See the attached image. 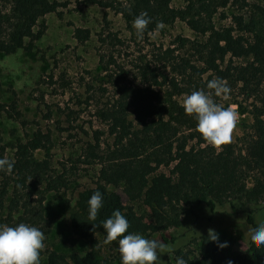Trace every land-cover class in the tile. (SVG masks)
<instances>
[{
    "label": "trees",
    "instance_id": "obj_1",
    "mask_svg": "<svg viewBox=\"0 0 264 264\" xmlns=\"http://www.w3.org/2000/svg\"><path fill=\"white\" fill-rule=\"evenodd\" d=\"M84 1L120 14L127 23L147 13L152 22L145 36L179 20L195 38L177 36V48L150 44L151 50L132 68L133 80H128V74L121 75L123 67L112 53L99 55V71L114 89V96L96 107L94 117L105 125L111 142L102 143L104 132L96 130L85 143L77 162L87 167L98 165L97 177L93 187L78 192L69 212L72 243L83 241L87 248L67 256L49 251L45 264H101L97 236L105 239L102 222L115 210L128 220L129 232L143 236L157 233L158 240L187 264H264V247L256 246L249 237L242 253L235 251L233 239L223 234H218L216 242L209 240V233L194 236L199 241L198 254L190 257L180 254L176 243L183 229L180 216L188 213L197 217L196 207L215 214L218 208L228 205L233 214L244 212L249 228L264 219V0H185L182 9L171 8L170 0ZM9 2L8 15L0 7V55L17 50L31 52L44 32L39 20L65 6L51 0ZM228 4L235 6L237 13L231 16L229 25L216 28L213 17ZM90 34L86 28L73 30L78 45L88 41ZM99 42L113 47L124 43L107 28ZM233 59L242 62L235 64ZM217 77L251 101L250 131L238 151L231 142L220 147L208 145L196 130V120L185 114L182 102L177 100L194 90L210 93L207 82ZM46 85H55L54 91L59 89L61 94L70 88L64 76L54 80L53 74L48 75ZM90 89L88 86L87 92ZM100 91L105 92V88ZM37 100L43 108L42 119L51 120L53 111L42 92ZM14 105L7 108L0 102V111L8 113ZM56 109L67 121L73 114L68 106ZM14 118L18 120L19 114ZM33 125L35 131L12 146L9 158L0 136V158L14 161L11 173L0 171V225L26 223L39 230L49 228L52 220L45 219L42 212L45 195L66 189L70 182L65 168L61 173L51 168L48 151L53 145L52 131L43 130L37 122ZM71 127L57 124L56 129L68 131ZM36 151L43 152L41 159L35 157ZM161 167L170 168L169 174L159 172ZM109 187L121 188L128 203L142 202L149 211V220L137 215ZM96 191L102 194L103 206L92 222L88 221L87 201ZM224 242L227 247H218ZM160 264L172 263L161 260Z\"/></svg>",
    "mask_w": 264,
    "mask_h": 264
},
{
    "label": "rangeland",
    "instance_id": "obj_2",
    "mask_svg": "<svg viewBox=\"0 0 264 264\" xmlns=\"http://www.w3.org/2000/svg\"><path fill=\"white\" fill-rule=\"evenodd\" d=\"M51 1L65 3V6L39 20L38 24H44V32L34 43L31 52L17 50L11 55H0V102L7 108L15 103L12 111L10 108L8 113L0 111V136L6 148V158L12 156L13 145L31 136L35 131L33 122H37L43 130L52 131L53 145L48 151L52 170L61 173L62 168H65L66 175L70 179L66 189L48 192L45 195L42 212L45 219L52 220V224L49 228L43 226L41 229L45 237V248L40 257L41 264H45L46 254L49 251L67 256L73 252L83 253L87 248L83 241L72 243L69 212L78 192L93 187L97 177L98 165L87 167L77 162L85 143L91 140L96 130L104 132L100 137L102 143L111 142L105 125L94 117L96 107L114 96V89L106 83V79L99 71V55L112 53L118 65L123 67L124 73L121 75L125 77L128 74V80H133L132 68L139 58L148 54L152 47L150 44L162 45L163 48L169 45L177 48V44L174 43L177 36L195 38V34L179 20L162 26L161 30L149 32L143 38H138L132 23L125 22L120 14L111 10L88 5L84 0ZM185 4V0H170V7L173 9H182ZM0 7L4 15L10 13L9 0H0ZM236 13V7L231 4L218 9L213 17L214 26L219 28L229 25L231 16ZM222 14L224 17L221 16ZM103 19L106 20V25ZM74 28L89 29L91 33L89 40L78 45L73 38ZM106 28L124 41L122 46L113 47L99 42V36ZM233 62L239 64L242 60L233 59ZM51 74L54 80L64 76L70 82V88L63 94L59 89L54 91L55 85H46L48 75ZM88 86H91V89L87 92ZM100 88H105V92L100 91ZM229 88L230 94L227 99L216 96H212V99L220 106L231 107L238 113V123L231 139V143L238 151L244 147L243 138L250 131L251 101H246L239 95L236 88ZM40 92L43 93L45 102L52 108L51 120L45 121L41 117L43 108L37 100ZM177 100L182 102L183 97ZM57 106L61 109L68 106L73 110L68 121L57 111ZM16 113L19 114L18 120L14 118ZM20 122H26V125H21ZM57 124L64 128L69 124L73 127L68 131H59L56 129ZM35 157L41 159L43 152L36 151ZM169 169L161 167L158 171L168 175ZM247 182V186L250 187L251 180L248 179ZM108 189L117 192L122 202L131 206L137 215L142 216L146 221L149 220V211L142 202L128 203L121 188ZM195 213L197 217L188 213L180 216L183 229L181 237L176 241L180 254L189 257L197 255L199 241L194 236L209 233V229L216 234L231 237L235 251L244 252L245 242L249 237V226L246 224L244 212L233 214L228 205H224L218 208L215 214H211L203 207H196ZM145 237L158 239L157 233ZM97 240L98 259L101 264H120L116 242L106 243L99 235ZM176 257L181 256L174 250L161 254L159 259L175 264Z\"/></svg>",
    "mask_w": 264,
    "mask_h": 264
},
{
    "label": "clouds",
    "instance_id": "obj_3",
    "mask_svg": "<svg viewBox=\"0 0 264 264\" xmlns=\"http://www.w3.org/2000/svg\"><path fill=\"white\" fill-rule=\"evenodd\" d=\"M147 13L137 15L132 23L135 34L143 38L147 26L151 23ZM161 25H157L160 27ZM210 93L194 90L182 101L185 114L196 120V130L204 141L213 147L231 142L232 133L238 123V113L231 107H222L215 103L212 96L227 99L230 88L222 78H213L207 82ZM14 161L0 158V171L11 173ZM103 206V197L94 192L87 201L88 221L94 222ZM96 228L95 223H90ZM105 242H116L120 264H160L159 256L172 251L167 244L158 239H150L139 233L129 232V222L119 210L102 222ZM250 241L264 247V219L248 229ZM209 240L218 241V234L209 229ZM44 234L35 226L18 223L15 226L0 225V264H41L40 254L45 248ZM218 247H227V242ZM175 264H187L183 257H176ZM228 264H232L231 261Z\"/></svg>",
    "mask_w": 264,
    "mask_h": 264
}]
</instances>
